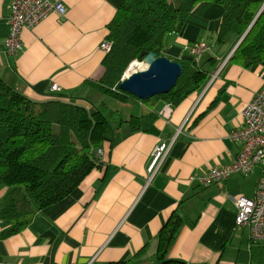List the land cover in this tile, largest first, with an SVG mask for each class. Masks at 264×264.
I'll return each instance as SVG.
<instances>
[{"label": "crops", "instance_id": "0c3cea01", "mask_svg": "<svg viewBox=\"0 0 264 264\" xmlns=\"http://www.w3.org/2000/svg\"><path fill=\"white\" fill-rule=\"evenodd\" d=\"M13 1L0 0V80L36 102L53 98L50 86L56 83L63 101L88 110L100 106L103 95L90 83L103 76L106 54L100 45L124 0H61L66 16L52 14L35 29L24 30V49L10 56L5 43ZM222 15L219 5H198L185 32L166 38L164 55L180 62L191 56L192 43L210 39L215 44ZM237 44L232 38L211 57L218 65L206 67L210 75ZM210 82L174 108L169 120L160 115L168 102H156L152 133L119 129L116 140L102 150V166L78 189L38 212L20 234L0 238V264H115L143 249L141 264H264V246L236 225L237 210L229 198H253L263 167L208 187L192 181L231 164L240 153L241 145L230 135L243 125L244 106L264 88V62L249 70L226 62ZM138 103L141 116L146 108ZM170 142L165 163L147 184L155 148ZM6 192L0 184V200ZM178 209L185 225L168 262H153L159 233ZM10 226L0 220V234Z\"/></svg>", "mask_w": 264, "mask_h": 264}, {"label": "trees", "instance_id": "16d2710c", "mask_svg": "<svg viewBox=\"0 0 264 264\" xmlns=\"http://www.w3.org/2000/svg\"><path fill=\"white\" fill-rule=\"evenodd\" d=\"M202 3L223 9L215 37L218 47L226 46L232 38L239 43L245 37L228 65L249 70L264 62V0H124L106 27L105 41L112 44V49L103 61V76L90 85L120 104H128L131 99L141 102L146 108L141 116L125 118L105 102L88 110L63 101L62 95L36 102L0 80V184L7 188L0 200V220L11 223L0 238L20 234L38 212L78 189L102 166L99 151L116 140L119 129L152 133L157 115L151 111L156 102H168L176 108L206 87L210 81L206 65L216 68L218 62L210 58L200 64L190 56L178 62L183 73L167 94L139 100L119 89L133 62L144 61L150 53L165 56L166 38L183 34L191 13ZM184 225L180 210L174 211L159 233L153 262H168L170 249ZM144 255L145 249L115 264H141Z\"/></svg>", "mask_w": 264, "mask_h": 264}, {"label": "built area", "instance_id": "2783aa9c", "mask_svg": "<svg viewBox=\"0 0 264 264\" xmlns=\"http://www.w3.org/2000/svg\"><path fill=\"white\" fill-rule=\"evenodd\" d=\"M56 14L63 18L67 9L61 0H14L10 6L9 26L10 34L5 43V51L13 56L24 49L21 34L24 30H33L50 15ZM100 49L106 55L111 52L112 44L103 41ZM209 50L205 41L193 43L188 47L190 55L199 62V58ZM227 61L219 68L211 78L212 83L223 69ZM200 63V62H199ZM208 82V83H209ZM207 86V85H206ZM205 89V88H204ZM203 89V90H204ZM50 92L54 96L62 92L61 87L52 83ZM174 107L168 103L160 115L169 120ZM243 125L232 132L230 139L241 145V151L236 159L222 168H212L206 174L196 175L192 178L200 186L208 187L214 184H222L232 176H248L261 165L264 170V88L256 94L254 99L244 106L241 111ZM173 142L158 145L152 155V163L148 169V181L150 184L165 163ZM100 159L103 151H99ZM237 210L236 225L246 228L254 243L264 246V174L259 179L256 193L253 198L229 197Z\"/></svg>", "mask_w": 264, "mask_h": 264}, {"label": "water", "instance_id": "95a60500", "mask_svg": "<svg viewBox=\"0 0 264 264\" xmlns=\"http://www.w3.org/2000/svg\"><path fill=\"white\" fill-rule=\"evenodd\" d=\"M244 38L239 41L232 54ZM232 54L227 58V61L230 60ZM142 59L143 56L141 57ZM138 62L145 63L147 67L126 77V73L133 62L125 72L124 80L121 81L119 89L139 100H148L157 95L169 93L183 73L182 64L166 56L157 57L155 54L150 53L146 55L144 61Z\"/></svg>", "mask_w": 264, "mask_h": 264}, {"label": "rangeland", "instance_id": "374dc122", "mask_svg": "<svg viewBox=\"0 0 264 264\" xmlns=\"http://www.w3.org/2000/svg\"><path fill=\"white\" fill-rule=\"evenodd\" d=\"M205 43L208 45L209 50H208V52L205 55H203V56H201L199 58L200 64L205 63L211 57H215L216 54H219V52L221 51V48L218 47L216 44H214V40L206 39V42ZM226 61H227V59H226ZM224 63H225V61L222 62V64L218 67L217 71H215V72H218L219 68ZM206 66H208V68H211L208 64ZM214 75H215V73L214 74L212 73L210 76L213 77ZM123 80L124 79L122 78L121 81H123ZM100 99H101L100 100V103H103V102L107 103L108 106L110 107V109H112V111H114V110L120 111L121 113L124 114V117L125 118H130L131 116H138L140 114L139 106H138L139 103H138V101L136 99L131 100V103L129 105H125V106L123 104H120V103L114 101L111 98H106L104 96H101Z\"/></svg>", "mask_w": 264, "mask_h": 264}, {"label": "bare ground", "instance_id": "6f19581e", "mask_svg": "<svg viewBox=\"0 0 264 264\" xmlns=\"http://www.w3.org/2000/svg\"><path fill=\"white\" fill-rule=\"evenodd\" d=\"M147 67L144 63H139L138 61H135L130 68L128 69L126 73V77L130 76L132 73L136 71H142Z\"/></svg>", "mask_w": 264, "mask_h": 264}]
</instances>
